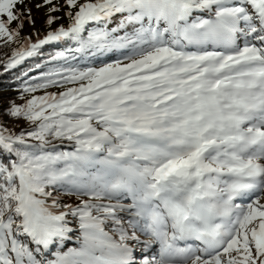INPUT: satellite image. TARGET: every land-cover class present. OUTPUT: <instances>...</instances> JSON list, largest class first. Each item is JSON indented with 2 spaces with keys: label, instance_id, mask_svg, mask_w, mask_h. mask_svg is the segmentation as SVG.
I'll use <instances>...</instances> for the list:
<instances>
[{
  "label": "snow or ice",
  "instance_id": "obj_1",
  "mask_svg": "<svg viewBox=\"0 0 264 264\" xmlns=\"http://www.w3.org/2000/svg\"><path fill=\"white\" fill-rule=\"evenodd\" d=\"M24 2L0 69L58 50L0 122V264H264V0Z\"/></svg>",
  "mask_w": 264,
  "mask_h": 264
},
{
  "label": "trees",
  "instance_id": "obj_2",
  "mask_svg": "<svg viewBox=\"0 0 264 264\" xmlns=\"http://www.w3.org/2000/svg\"><path fill=\"white\" fill-rule=\"evenodd\" d=\"M63 0H60V3H62ZM49 7V6H48ZM47 13L48 9L46 10L44 14V20L38 25L36 21H34V25L29 24L27 22V18H25V27L23 29L22 35L24 36H29L32 35L33 32H39L41 36L46 34L47 31L51 30L49 27L46 25V19H47ZM55 16H60L63 17L62 19L58 20L56 24L52 25V28H56L59 25H66L67 24V18L64 17L63 11L59 13L53 14ZM33 40L36 39L35 36H32ZM14 47V45H13ZM54 50H58L57 45H48L45 46L43 51V56L42 57H37L35 59H30L25 64L22 66L18 67L17 69L13 70L12 72L8 73H3L2 69H0V92H14L18 93L17 89L20 86V81L23 78V73L24 72H29L30 75L34 74L32 72V68H34L35 63L38 61L43 60L46 58L50 53H52ZM10 53V49L8 48H0V57L5 56V54ZM7 109H1L0 114L3 115L5 114ZM6 115V114H5ZM10 118V117H9ZM12 119V118H10Z\"/></svg>",
  "mask_w": 264,
  "mask_h": 264
},
{
  "label": "rangeland",
  "instance_id": "obj_3",
  "mask_svg": "<svg viewBox=\"0 0 264 264\" xmlns=\"http://www.w3.org/2000/svg\"><path fill=\"white\" fill-rule=\"evenodd\" d=\"M83 2V0H82ZM43 5V0H25L24 4L18 5L17 8L20 11H24L26 8L31 9L32 19L36 21L39 25L44 20V14L48 9V6L37 7V5ZM103 59L107 60L108 57H104ZM51 91H57L56 89H51ZM15 101L16 104H21V101L18 98V93L10 92H0V110L8 109L11 102ZM0 122H2L7 128L10 130H14L16 132L21 131L24 128H27L28 125L23 120H15L10 119L7 115L0 114Z\"/></svg>",
  "mask_w": 264,
  "mask_h": 264
}]
</instances>
